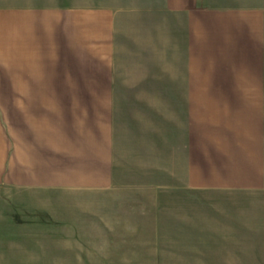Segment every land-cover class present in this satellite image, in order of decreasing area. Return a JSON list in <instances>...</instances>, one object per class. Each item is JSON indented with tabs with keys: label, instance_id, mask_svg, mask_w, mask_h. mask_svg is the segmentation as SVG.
I'll use <instances>...</instances> for the list:
<instances>
[{
	"label": "crops",
	"instance_id": "obj_1",
	"mask_svg": "<svg viewBox=\"0 0 264 264\" xmlns=\"http://www.w3.org/2000/svg\"><path fill=\"white\" fill-rule=\"evenodd\" d=\"M11 250L264 264V0H0Z\"/></svg>",
	"mask_w": 264,
	"mask_h": 264
},
{
	"label": "rangeland",
	"instance_id": "obj_2",
	"mask_svg": "<svg viewBox=\"0 0 264 264\" xmlns=\"http://www.w3.org/2000/svg\"><path fill=\"white\" fill-rule=\"evenodd\" d=\"M8 245V244H7ZM23 248H30V246L35 247L36 245L22 244ZM40 246V245H39ZM11 249V246L8 247ZM14 252L13 250L7 251L1 254L3 257L0 259V264H61L59 258L46 259L45 252H38L32 250H22L20 253Z\"/></svg>",
	"mask_w": 264,
	"mask_h": 264
}]
</instances>
